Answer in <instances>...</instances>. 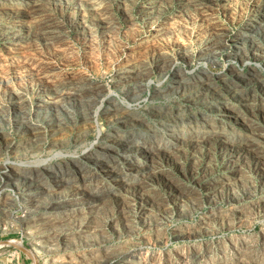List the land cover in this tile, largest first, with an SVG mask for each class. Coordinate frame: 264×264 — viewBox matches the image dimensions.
<instances>
[{"label": "rangeland", "instance_id": "374dc122", "mask_svg": "<svg viewBox=\"0 0 264 264\" xmlns=\"http://www.w3.org/2000/svg\"><path fill=\"white\" fill-rule=\"evenodd\" d=\"M263 151L264 0H0V264H264Z\"/></svg>", "mask_w": 264, "mask_h": 264}, {"label": "bare ground", "instance_id": "6f19581e", "mask_svg": "<svg viewBox=\"0 0 264 264\" xmlns=\"http://www.w3.org/2000/svg\"><path fill=\"white\" fill-rule=\"evenodd\" d=\"M193 141V140H192ZM176 142V141H175ZM178 142V141H177ZM176 142V143H177ZM180 142V141H179ZM183 143V142H182ZM264 152V151H263ZM264 154V153H263ZM261 156V155H260ZM147 186V185H146ZM43 225V223L41 222V223H37V224H35L34 225V233H32V234H36V235H39V236H44L45 235V232L42 230V226ZM46 226V225H45ZM31 229V228H30ZM35 237V236H34Z\"/></svg>", "mask_w": 264, "mask_h": 264}]
</instances>
